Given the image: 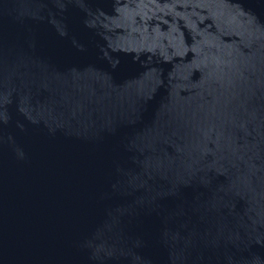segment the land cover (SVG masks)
I'll list each match as a JSON object with an SVG mask.
<instances>
[{
	"label": "water",
	"instance_id": "obj_1",
	"mask_svg": "<svg viewBox=\"0 0 264 264\" xmlns=\"http://www.w3.org/2000/svg\"><path fill=\"white\" fill-rule=\"evenodd\" d=\"M0 264H264V0H0Z\"/></svg>",
	"mask_w": 264,
	"mask_h": 264
}]
</instances>
